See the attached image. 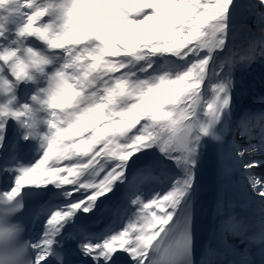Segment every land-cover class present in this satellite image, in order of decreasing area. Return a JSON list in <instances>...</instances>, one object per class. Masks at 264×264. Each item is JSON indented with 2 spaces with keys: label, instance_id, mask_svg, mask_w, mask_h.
Here are the masks:
<instances>
[{
  "label": "snow or ice",
  "instance_id": "snow-or-ice-1",
  "mask_svg": "<svg viewBox=\"0 0 264 264\" xmlns=\"http://www.w3.org/2000/svg\"><path fill=\"white\" fill-rule=\"evenodd\" d=\"M256 63L264 0H0V264H220L216 241L225 264H264V113L233 120ZM233 172L258 226L225 202Z\"/></svg>",
  "mask_w": 264,
  "mask_h": 264
},
{
  "label": "bare ground",
  "instance_id": "bare-ground-1",
  "mask_svg": "<svg viewBox=\"0 0 264 264\" xmlns=\"http://www.w3.org/2000/svg\"><path fill=\"white\" fill-rule=\"evenodd\" d=\"M123 27L125 29L127 28V26H123ZM257 109L258 108L255 107L249 109L247 112L244 113H248L251 110L255 111L257 113V116H259L261 113H264L263 111H258ZM244 113H241L240 115H243ZM253 123L258 124V128H259V126L262 123H264V121H259L255 119ZM225 163H227V161H225ZM245 188H246V181L243 180V178L239 175V173L233 172L231 176L227 179L223 187L224 198L225 197L228 198V201L226 203L228 204L235 203L236 206L242 204L249 205V203H251L252 200H254V198L248 194L250 188H246V192H244ZM218 190H219V181L217 179L214 165L210 159L209 163L206 164L205 168L201 173V192L198 198V203L196 205L198 222L199 224L201 223L203 225L208 226L210 228V234L215 230L216 225L219 223V219L214 215ZM255 199L259 200L258 197H256ZM218 242L219 241H216L215 243L218 244ZM205 243L206 241L204 242L202 241L201 248ZM217 250L218 252H223V251H227V248L224 247V245L223 246L220 245L219 248H217ZM240 250H241V245H240Z\"/></svg>",
  "mask_w": 264,
  "mask_h": 264
},
{
  "label": "rangeland",
  "instance_id": "rangeland-1",
  "mask_svg": "<svg viewBox=\"0 0 264 264\" xmlns=\"http://www.w3.org/2000/svg\"><path fill=\"white\" fill-rule=\"evenodd\" d=\"M238 44H239V40H237V45ZM232 54H233V49L230 47L229 50L223 54V58H227L229 61L232 58ZM252 74H255L256 78H257V76H259L260 81H258L255 77L254 78L252 77L251 80H248L249 75H251L249 73V71H244V70L238 71V75H240L241 79H243L244 82L247 83V85L249 86V89L252 88V91H254L253 87H256L257 90H260V88L264 87V64L258 63V65L257 64L253 65ZM240 89H241L240 90L241 95L237 101V109H240L244 103H248L247 101L243 102V100L246 99L245 94L248 92L250 93V91H251V90L246 89L243 85L240 86ZM259 95H261V94H259ZM248 96L249 95H247V99H248ZM252 96H253V94L251 95V97ZM251 97H250V102L253 101V99H251ZM262 98H264V94L262 95Z\"/></svg>",
  "mask_w": 264,
  "mask_h": 264
}]
</instances>
